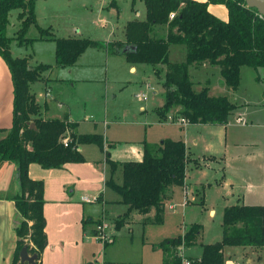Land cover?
Listing matches in <instances>:
<instances>
[{"label": "trees", "instance_id": "1", "mask_svg": "<svg viewBox=\"0 0 264 264\" xmlns=\"http://www.w3.org/2000/svg\"><path fill=\"white\" fill-rule=\"evenodd\" d=\"M36 1L0 0V57L10 71L13 84V122L6 136L0 139V166L10 163L16 167L21 190L19 195L11 197L21 217L15 229L17 241L12 264H21L19 252L23 246H27L29 256H37L34 264H40L41 254L47 245L43 183L28 177L29 165L37 164L48 170L60 169L69 163H82L84 158L77 150L78 146L97 145L102 148L104 139L97 134L74 133V123L41 117V108L30 93V85L39 81L51 66L39 64L31 67L26 58L11 56L13 39L7 36L11 11H18L19 27L14 40L19 45L31 44L34 40L26 38L27 31L31 26L37 27L38 40L54 41V60L58 68L74 66L89 48L124 56L130 64L150 65L158 76L160 73L155 67L165 65L162 81L164 101L155 110L161 121L171 110L178 109L174 119L182 118L191 125L223 126L238 108L224 96H209L208 87L199 92L193 90L188 74L191 65L209 63L219 66L223 83L232 91L240 85L242 67L264 70V19L255 9L248 8L245 0H207L203 3L194 0H140L145 5V20L128 22L123 42L54 38L49 29L37 26ZM136 1L132 0V5ZM114 2L112 0L111 4ZM208 4L225 6L227 21L211 14ZM156 25L168 27L166 37L150 36L151 28ZM171 45L185 47V62H169ZM256 80L263 85L264 99V76ZM67 134L68 145L65 147L62 140ZM105 160L112 177L118 163L112 161L107 152ZM193 162L195 160L189 158L181 140L164 139L157 146L143 142L141 161L121 164V185H115L112 179L106 182L120 195V203L127 206L126 212L116 220L115 228L119 229L133 212L144 217L143 225L162 224L165 194L170 187L185 185L187 166ZM200 204L203 205V201ZM151 211L154 215L147 216ZM84 222L97 225L101 220L87 219ZM221 222L222 239L202 245L200 258L195 261L197 264H224L226 248H264V207L231 205L224 208ZM200 229V225L193 224L182 235L158 243L156 249L163 252L162 264H182L179 248L192 246ZM91 234L95 236V231L92 230Z\"/></svg>", "mask_w": 264, "mask_h": 264}, {"label": "crops", "instance_id": "2", "mask_svg": "<svg viewBox=\"0 0 264 264\" xmlns=\"http://www.w3.org/2000/svg\"><path fill=\"white\" fill-rule=\"evenodd\" d=\"M39 1L35 4V15L37 26L41 29H49L54 38H82L79 30L68 31L67 34H57L52 26L46 27L41 23L42 17L39 8ZM94 4H88V7H96V12L91 13L95 16H103L100 19L102 28L107 27L108 16L116 14L118 22L121 20L120 11L117 4H111L108 0H94ZM141 8L143 3L137 0L134 3ZM197 2H206L207 0H194ZM50 4V3H49ZM144 4V3H143ZM107 5V7H106ZM145 6V5H144ZM87 7V8H88ZM208 11L222 21H227V10L223 5L208 4ZM111 14V15H110ZM146 17V9H132V17L126 18L119 24V28L112 25L109 30L105 31L102 36H96L94 41L112 42L125 40V28L128 22L137 20L144 21ZM44 20V18H43ZM37 28V27H36ZM118 29L119 32L114 31ZM29 31V29H28ZM168 33L166 25H156L151 28L150 36L152 38H164ZM33 39L31 43L34 44H50L52 43L53 52L55 50V43L51 40H38L39 32L36 37H26ZM89 39V38H88ZM17 44V42H16ZM18 45V44H17ZM30 45V44H29ZM21 46V45H19ZM172 47L180 48L182 54L181 58H170V50ZM90 50V49H89ZM98 50V49H94ZM183 50H185L184 59ZM86 50L77 60L74 66L70 68H59L66 70V76L59 75L57 80H51L50 75L43 74L41 82L44 85V98L38 101L37 95L34 91V83L30 85V93L35 99V103L41 108V117L43 119H58L66 123L76 124L73 132H78V122L75 119L74 111L71 106L58 96L52 95V89L59 81L68 82L71 87L82 84L83 82H94L92 76L82 77L79 74L81 67V60ZM11 54V52H10ZM13 58L15 57L11 54ZM26 58L29 66H36L39 64L51 65L52 69L56 68L55 60L52 62L43 60L41 57L37 58L32 64V60ZM168 59L171 63H183L186 61V49L184 46L171 45L168 51ZM160 68L159 71L166 70L165 65H158L155 68ZM164 69H163V68ZM240 69V85L237 90L232 91L224 83L223 79L219 78L220 68L209 63H202L201 65H191L188 67V74L190 81L196 77L200 89L208 87V94L211 97H226L229 102L235 104L238 108L229 117L226 125H203V124H188L179 125L174 124L179 131L176 137L170 138L167 135L160 136L157 141L149 139V131L145 129L144 138L136 141V146L131 145L130 142H122L116 140L104 139L102 148L98 147L99 151H93L91 155H87L84 147L78 146L77 150L80 154H84V162L65 164L60 169H42L37 164H31L28 167V177L34 181H41L43 183V215L45 218V234L47 238V245L43 250L40 258V264H92L94 254L87 247V240L89 237L87 232L94 230L95 225L84 222L87 219L93 221L103 220L110 216L111 209H119V214L116 217L123 215L127 206L120 203V195L108 187L106 182L110 179L115 180V185L122 183V163L125 162H139L143 155V142L152 146H157L164 139L181 140L187 150L190 159L199 161L203 165L193 167L190 163L187 166L185 185L181 187L182 190L191 186L187 182L189 173L194 170H216L218 172V184L223 187L225 197L220 207L221 214L224 208L231 205L240 204L245 206H260L264 207V99H263V85L261 96L262 99L250 101L245 95H239L241 89V72ZM51 69V70H52ZM54 70V69H53ZM90 70V69H85ZM50 71V70H49ZM136 65L129 64L128 72H136ZM61 78V79H60ZM65 78V79H63ZM60 79V80H59ZM96 82V81H95ZM36 83V82H35ZM193 84V82H192ZM201 85H204L203 87ZM51 90L46 96L47 90ZM48 90V91H49ZM215 92H218L217 94ZM163 105V104H162ZM161 105V106H162ZM56 111V112H55ZM144 111V109H143ZM178 109H173L168 114L176 117ZM13 122V84L10 71L0 57V139H3L7 131L12 127ZM167 122V121H166ZM166 122H160L158 117L154 120L156 125L162 126ZM190 128L193 129V134L190 136ZM141 139V138H140ZM108 144L110 146L108 147ZM97 146V145H96ZM86 147V146H85ZM108 153L110 159L118 163L114 175L111 177L110 166L106 163L105 153ZM81 154V155H82ZM217 164L215 169L213 164ZM178 187H170L165 196L168 200L174 194ZM16 167L10 163H3L0 166V264H12L16 249V233L15 229L21 222V217L18 215L15 204L11 200L12 196L19 195L20 192ZM93 201L99 205L101 210L95 218L87 211V204L83 198ZM123 206V207H122ZM215 211L211 210V214ZM136 212L131 213L123 225L129 226L133 223ZM154 211H151L147 216H152ZM139 215V214H138ZM141 216V215H140ZM144 219V218H143ZM164 221V216H163ZM84 222V223H83ZM163 224V223H162ZM88 229V230H87ZM181 233L180 235H182ZM92 235V234H91ZM114 243V241H113ZM105 248V247H104ZM228 248L225 249V253ZM238 252L242 251L239 248ZM261 258L253 260L247 258L245 264H253V262H264V248L261 249ZM226 254V255H227ZM228 256V255H227ZM229 257V256H228ZM199 259V258H198ZM107 263V262H106Z\"/></svg>", "mask_w": 264, "mask_h": 264}, {"label": "rangeland", "instance_id": "3", "mask_svg": "<svg viewBox=\"0 0 264 264\" xmlns=\"http://www.w3.org/2000/svg\"><path fill=\"white\" fill-rule=\"evenodd\" d=\"M47 1H39L41 23L47 24L46 27L52 26L55 32L60 35L78 29L82 38L91 40L96 36L104 35L105 31L109 30L112 25L119 28L122 19L123 23L126 18L132 17V9H145L143 3L141 8L138 7L139 1L134 6L132 0H115L119 7V19L121 21H117L116 14L112 17L106 14L109 21L106 23L107 27L102 28L100 19L103 16L93 15L91 9L95 13L96 7H88V4H94V0ZM111 1L108 0V2ZM17 14V10L9 13L10 24L7 27V36L13 39L10 44L11 54L19 58H30L32 64L39 57L52 62L54 60L52 43L34 44L33 46L31 44H22L21 46L16 44L17 41L14 40V37L19 27ZM114 31L116 34L119 32L115 28ZM37 33L38 29L31 26L26 37H36ZM89 49L80 62L79 74L82 77L92 76L95 78L94 82H83L71 87L68 82L59 81L57 84H60V88L54 86L52 89V95L58 96L60 93L59 98L71 106L75 119L79 123L78 132L89 135L97 134L103 139L130 142L131 145L135 146L136 141L144 138L145 129L149 131V139L152 142L157 141L160 136L167 135L173 138L179 134L178 128L167 121V117L170 115L161 121L155 114V110L160 108L164 101V89L162 87L164 71H159V67L155 68L160 73L158 76L155 74L154 67L147 64H134L137 71L129 73L128 66L130 63L124 56H114L106 50ZM184 55L185 50H183V59ZM181 56L180 48H171V59L181 58ZM86 68L90 70H85ZM51 69L47 73L51 80L56 81L61 74L66 76V70H60L58 67L53 68L54 70ZM263 76V69L255 70L244 67L241 72V89L238 94L246 95L252 102L257 98V100L262 99V85L256 78ZM219 78L222 77L219 76ZM192 80L193 90L199 92L201 90L198 83L199 79L193 77ZM33 88L38 101L41 102L44 98V85L41 82H36ZM138 93L146 95L145 102H139L136 99L135 95ZM157 117L160 122H167L162 126L156 125L154 120ZM189 129L191 131L190 136H192L191 133L195 128L189 127ZM67 136L68 134L65 138L68 139ZM82 146L87 155H91L93 151L100 152L96 145ZM191 165L196 167L203 165V163L197 160ZM213 167L217 169L218 165L214 163ZM216 180H218L216 170H194L190 172L187 182L191 186L184 188V190L181 187L176 188L172 197L164 201V221L160 225H143L144 217L135 214L133 223L129 226L122 225L116 229L115 222L118 219L116 214L120 212L119 209H111L110 216L106 219L107 234L108 237H111L110 242L105 244L108 246L105 247L102 241L95 239L90 232H87V235L92 237L86 242L87 247L94 254L92 264H162L163 252L161 249H156L157 244L164 239L180 235L193 224H198L201 226L199 235L193 245L183 248L182 252L185 260L191 261V264H197L195 261L200 258L201 246L219 242L223 237L220 207L226 190ZM113 182H115L114 178ZM83 201L87 204V211L94 218L100 214L99 205L86 199V197L83 198ZM202 201L203 205L200 204ZM211 210L215 212L211 214ZM238 250H240L239 247L228 248L226 252L231 255L226 253L229 257L225 254V261L229 258L234 262L245 264L247 258H253L254 261L261 258V250L243 248L241 252ZM253 264H264V262H253Z\"/></svg>", "mask_w": 264, "mask_h": 264}, {"label": "built area", "instance_id": "4", "mask_svg": "<svg viewBox=\"0 0 264 264\" xmlns=\"http://www.w3.org/2000/svg\"><path fill=\"white\" fill-rule=\"evenodd\" d=\"M171 17H173V15ZM49 93L50 92L47 90L46 96H48ZM135 97H136V99L139 102H143V101L145 102L146 99H147L146 95L139 94V93L136 94ZM167 121L169 123H174V124H179V125H185L187 123L182 118L174 119L172 116L167 117ZM62 142H63L65 147L68 145V139L67 138H63ZM107 228H108V225L103 220H101L100 224L95 225V228H94V231H95V236L94 237H95V239L97 238L98 240L102 241L104 246H105V244H108L110 242V238H111V237H108ZM182 252H183V247H180L179 250H178V256L181 258L182 264H191V261L185 260V258L183 257ZM224 264H241V263L234 262V261H232V260H230L228 258V260L225 261Z\"/></svg>", "mask_w": 264, "mask_h": 264}, {"label": "water", "instance_id": "5", "mask_svg": "<svg viewBox=\"0 0 264 264\" xmlns=\"http://www.w3.org/2000/svg\"><path fill=\"white\" fill-rule=\"evenodd\" d=\"M245 4L248 8L255 9L257 13L264 19V0H245ZM31 127H34L31 124ZM20 263L34 264L37 256H29L27 252V246H23L19 252Z\"/></svg>", "mask_w": 264, "mask_h": 264}]
</instances>
